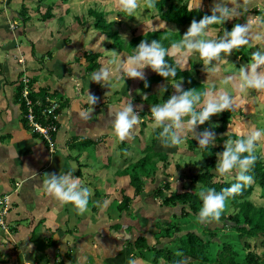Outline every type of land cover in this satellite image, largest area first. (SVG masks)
I'll return each instance as SVG.
<instances>
[{
    "label": "crops",
    "instance_id": "0c3cea01",
    "mask_svg": "<svg viewBox=\"0 0 264 264\" xmlns=\"http://www.w3.org/2000/svg\"><path fill=\"white\" fill-rule=\"evenodd\" d=\"M209 2L211 15L214 0ZM225 2L231 7L235 0ZM244 2L249 5L247 14L238 17L243 24L251 21L250 40L255 41L257 47H264V12L257 11L258 8L264 10V0ZM190 3V6L197 4L193 7H203L200 0H190ZM100 5L105 8L106 0H0V199L11 196L13 201L11 231L5 235L0 230V264H10L11 261L13 264H129V249L127 256L124 255L128 241L134 244L143 238L153 245L160 232L158 224H170L174 216L182 215L180 207H167L156 199L155 192L162 184V173L157 176V184H145L139 196L133 187H128L129 177L117 179L110 175H117L132 164L130 162L137 161L124 157L125 146L134 155L139 151L144 153L148 147L147 138L153 132L147 136L145 133L141 136L129 133L122 140L124 142H120L111 130L110 123L115 117L114 114L109 115V108L127 106V94L136 85L134 78L125 77L108 61L105 65L113 69L109 87L91 81V74L86 72L87 65L83 64L85 60L70 64L79 52L84 58V48L89 42L81 36L77 42L72 40L84 29V32L93 29L90 40L99 38L107 46L106 50L109 48V54L116 50L108 40L110 30L106 34L108 36L97 31V9ZM141 6H145V2L138 0V7ZM47 10L54 11L50 14L53 19L44 21L41 14ZM115 12L108 19L109 25H115L112 34L119 33L128 41L141 36L133 33L132 24L138 20L129 21L131 16L125 17L127 13L119 11L115 15ZM255 15L261 18V22H257ZM150 17L162 21L154 15ZM108 21L106 19L107 24ZM63 30H67L65 35L60 34ZM66 39L70 40L69 45ZM33 41L42 44L39 48L41 55L32 49ZM88 52L97 53V50L89 49ZM172 54L180 55L188 62L193 57H186L178 50H173ZM21 58L23 64L19 63ZM109 58L105 57V52L101 55L98 61L101 67ZM68 69L70 71L67 72ZM143 71L148 77L155 73L149 67ZM24 75L30 78L31 89L38 92L32 95L33 98H42L50 92V96L61 105L60 128L51 143L34 133L26 119L24 101L20 98V81ZM166 85L162 81L146 89L134 110L149 112L151 105L147 100L152 96L162 99ZM88 93L96 99L101 95V99L107 102L102 104L100 99L99 103L92 105L88 102ZM44 98H48V94ZM26 112H29L27 108ZM81 112H91L90 119H81ZM37 117L41 118L38 114ZM134 127L137 128L138 124ZM102 129L105 132L99 133ZM82 148L85 149L80 153ZM53 151L56 152L52 154ZM69 171H73V176L79 177L82 185L90 190L92 185L97 189L98 184L108 198L97 200L94 197L95 209L87 206L83 213L71 203L57 201L45 191L42 181L48 174L59 175ZM178 180L177 177L174 182ZM124 193L135 199L129 211L121 212L120 200ZM135 262L148 264L140 258Z\"/></svg>",
    "mask_w": 264,
    "mask_h": 264
},
{
    "label": "clouds",
    "instance_id": "9594fccd",
    "mask_svg": "<svg viewBox=\"0 0 264 264\" xmlns=\"http://www.w3.org/2000/svg\"><path fill=\"white\" fill-rule=\"evenodd\" d=\"M201 2L202 0H200V4ZM228 5L229 3H226L225 0H214V4L211 8V15H205L199 21L193 20L187 31L183 34V39L179 44H173L172 49H182L185 53L198 52L200 58L204 60V66L206 67L212 65L213 61L220 60L222 58V53L229 55L232 51H235L233 49L249 44L250 23H237L230 31L225 29L224 35L219 39L203 38L205 34L210 31L211 25L220 22L225 23L239 16L241 11L247 12L249 7L248 3L244 2V0H241L240 7L233 6L232 4V6L229 7ZM152 6L153 5L150 3L149 7ZM119 8L122 12L132 15L138 8V0H119ZM103 18L105 19V15ZM99 19L102 20L100 16ZM256 20L257 22H261L260 17H256ZM134 49V53L127 56L123 62L118 63L116 69L117 71L123 72L125 77L143 79V70L148 67L164 78L175 76V67L169 65L165 59V57L170 54V50L162 47L158 40L153 39L150 42L148 40H142ZM253 49L255 51L252 53L251 61L239 68V84L236 87L241 92L247 89L264 90V50H257L254 47ZM85 53L89 52L84 51L83 57ZM233 54L235 56L234 52ZM237 61L242 62L241 59ZM19 63L23 64L24 60H19ZM113 63H117V61L115 59L110 61V64ZM212 71H215L214 66ZM112 73L113 69L110 66L101 67L98 71L91 74V81L106 84L110 87L111 85L108 81ZM196 79L198 82H202L207 87V90L197 94L194 90H184L182 81L177 82L174 94L163 103L152 104L151 107H149L150 111L147 113L150 114L151 119L154 121L153 127L162 129L159 135L163 138L165 146L171 147L182 144L185 133H187L186 136L188 138H193L198 142L196 150H198L200 154H202L201 149H206L208 146L211 147L210 144L215 147L214 151L217 150V148H222L223 146L220 147L219 145L223 142L222 145L224 144V150L222 152L216 151L215 154L217 159L215 173L218 177H222L225 180L234 179L235 182L231 183L229 187L221 189L219 192L214 188L199 191L198 195L202 201V205L198 211L197 219L200 223L207 224L220 218L222 210L225 207V202L229 197L239 194L245 186L253 182V177L248 173L257 159L255 150L258 142L264 137V130H252L246 136L235 141L231 139L224 140L223 133L217 131V128L223 125L222 115L215 114L231 110L235 105V98L228 93L214 91L213 86L209 85L210 78L207 73L206 75H198ZM215 79L220 80L218 76H215ZM24 80H28L29 82L30 98L32 99V95L38 92H34L31 89V80L26 75H24L20 81L21 97ZM230 80H233V77H227L225 83ZM166 83L168 84V82ZM165 91H167V89H165ZM48 99L56 101L59 104L56 114H59L60 120L61 105L59 101L51 97L50 92H48ZM87 99L92 105H95L97 102L96 97L89 93ZM109 109V115L114 114L115 117L110 123L111 130L114 135L122 141L129 134V131L140 122L141 112L134 110L136 108L133 107L132 103L124 107ZM43 111L44 109L42 113ZM90 113L91 112H81L79 116L81 119L87 121L90 119ZM213 115L218 116V119L210 120ZM231 119L232 123L237 122L233 117H229V122ZM43 120L48 122L50 116L44 117ZM59 120L58 131L60 128ZM209 123H211L212 128H209ZM55 135H53L54 138ZM221 139L223 140L221 141ZM186 145V150L181 152H191L188 143H186ZM209 164L210 163L207 162V165ZM178 182L181 183L182 179H179ZM165 183L166 182H163L162 184L164 185ZM194 184H191L187 190H192L191 187ZM42 185L45 191L60 203H71L80 213H83L87 209L91 190L82 185L79 177L73 176V171L60 173L59 175L55 173L48 174L46 179L42 181ZM170 185L172 186L173 182H170ZM262 189L263 190L257 188L255 193L246 198L256 208L264 207L255 205L251 198L253 196H258L259 191H261L259 195L262 196L264 187ZM187 190L183 192L173 189V191L181 194L186 193ZM163 194H165V198L157 196L156 199H160L162 205L170 207V205H167L165 202V200L168 199V194ZM130 199H132L133 202L135 198ZM180 208L182 209V207ZM8 228L9 230L7 233L9 234L11 229L9 226ZM255 239L252 243H254ZM248 251L254 252L251 250V247ZM129 264H136V262L130 261Z\"/></svg>",
    "mask_w": 264,
    "mask_h": 264
},
{
    "label": "trees",
    "instance_id": "16d2710c",
    "mask_svg": "<svg viewBox=\"0 0 264 264\" xmlns=\"http://www.w3.org/2000/svg\"><path fill=\"white\" fill-rule=\"evenodd\" d=\"M145 2V6H147V10L149 14L153 15L154 17H158L160 20L164 21L167 26H175L176 29L172 30L175 31V36H163L165 31L168 32L170 30L165 29L163 31H151L147 32L145 35H141L131 40L130 42V49L133 50L142 40H148L149 42L153 39L158 40L162 47L165 49L170 50V54L165 57L166 61L169 65L175 67L176 74L175 76H170L168 78H164L160 76L158 73H154L151 76H147L144 73L143 82L149 83L150 89L153 85L158 84L162 81L168 82L166 85L167 91L163 92L164 96L162 99H158L156 96H152L149 98L148 104L151 105L152 102L156 103H163L166 101L171 95L175 92V85L177 82L182 81V87L184 90H194L197 94L203 93L207 90V87L202 83L198 82L196 77L199 75H206L209 69L207 66H204L202 63L199 67H196L193 62H188L183 60V57L180 55H173V44H178L181 39L177 38L179 33L177 32L180 27L185 25H190L193 20L199 21L204 14L210 15V11L208 7H193L190 6L187 2H182V0H143ZM153 6L149 9V4ZM205 12V13H204ZM48 13V14H47ZM51 11L47 10L42 15V19L45 21L49 18V20L53 19L51 16ZM241 14H247L246 12H242ZM102 19L99 21L100 24H104V28H108V24L106 20L103 18V14H98ZM28 19V17L26 18ZM98 23V22H97ZM99 24V25H100ZM227 21L220 22L221 26H226ZM98 25V24H97ZM234 25H229L226 30L230 31ZM65 37V36H64ZM180 37V36H179ZM181 38V37H180ZM176 39V41H175ZM66 43L69 45L70 40L66 39ZM71 50L73 47L69 46ZM232 51L235 53V56L241 59L244 63H249L251 61V56L253 51V47L251 46V42L247 45H243L239 48L233 49ZM132 53V54H133ZM131 54V55H132ZM85 59L87 60V67L86 72H95L96 70L101 68V65L98 62V59L101 57L98 54L93 52L85 53ZM84 59V58H82ZM182 61L183 67L180 63ZM81 62V58L79 56L73 57L70 61V64H77ZM194 65V66H193ZM189 69H186V67ZM185 69V70H183ZM150 68V67H149ZM151 69V68H150ZM264 90H254L249 89L247 91L246 96H241L235 100V105L231 110L223 111L221 113L215 115H222L223 125L220 128H217V131L223 133V137L225 140L232 138L238 139L234 135L228 134L226 131L229 127V117H235L236 113H242L244 115L243 110L249 112V108L253 107L252 104L257 99H260ZM48 93L44 94L42 98H33V109L36 115L38 114L42 118V122L48 124L52 121L45 122L42 117V110L45 109L47 103L45 101L44 96ZM248 96V109L247 106H242L239 103L242 102L243 98L245 99ZM21 100L24 99L20 96ZM203 100V97H202ZM137 102L133 104L135 108L138 107L140 99L136 100ZM251 101L252 103H250ZM25 113L26 108L28 110L26 102H22ZM148 107V106H145ZM140 122L138 123V127H133V132H129L131 136H141V134L145 133L147 136L150 132L152 134V141L148 143V147H146L144 153L147 155L137 162L129 172L128 169H125L121 172L117 173V177H129L128 179V187H133L135 189V194L137 196L143 193L145 187V179H150L152 175L155 174L157 168V162H163V167H168L169 164L174 165L173 168L176 169L179 173H183L185 167H188V163L185 161L186 159L182 156L184 154H180V152H175L173 154L166 153V158H161L160 160L157 159V155L153 154L155 146L157 142L163 143V138L160 137L159 133L162 131L159 127H153L154 121L151 119L150 114L145 113L144 110H140ZM24 113V114H25ZM239 127H242L245 131L244 123H233ZM132 128V129H133ZM264 128V127H263ZM202 129V128H201ZM226 134V136H225ZM248 134V133H247ZM189 140H193L194 142L189 143L191 146L194 145L195 148L198 145V142L193 139L189 138ZM223 139H221L222 141ZM124 142V141H121ZM258 146V144H257ZM73 147H77V144H73ZM168 147V146H166ZM193 148V146H192ZM85 148H82L80 153ZM190 149V148H189ZM224 146L222 148H217V150H213L210 154L209 146L206 149H201L202 156L205 159L204 163H210L208 166L201 167L199 169V174L195 176V183H201L202 188L198 191L195 190H187L186 193H178L173 191L170 195L171 198L165 200L167 205L172 204H180L182 205V215H176L172 218L170 224L163 225L158 224V228L160 229L159 234L156 235V243L150 245L146 242L145 239H139L137 242L132 244L128 241V244L131 247H128L130 254V261H136L138 258L140 260L147 259L144 256L145 251H149L152 254L150 260L153 264H160L159 260H164L169 264H180L184 261H190L187 264H264V258H261L258 254L254 252H249L248 250L251 247L249 240H253L257 237H264V208H256L248 199L250 195L255 193L258 184L263 188L264 187V156L255 152L257 157L254 166L249 171V175L253 177V182L247 186H245L239 194L234 195L233 197H229L225 202V207L222 210L221 216L218 220H214L207 224H202L197 219L198 211L202 205V201L199 198V191L206 190L208 188H214L217 192H219L223 188H227L230 186L231 183L235 182L234 179L225 180L222 177H218L215 173V165L217 163L216 159V151H223ZM188 156L193 155V151L187 152ZM246 155V153H245ZM263 156V157H262ZM153 164L152 168L146 170L145 167L150 166ZM181 166L182 171L179 169ZM106 168H109L107 165ZM139 171H136L140 169ZM167 169V168H165ZM136 171L132 173L131 171ZM80 176L81 174L78 173ZM164 189L169 190L171 185L170 182H166ZM91 195L89 198V202L87 206H90L92 210L95 209V205L92 202L94 197H97V200L100 198H108L107 195H102L98 190L92 185L91 187ZM164 193L163 188H157L155 195L156 197L165 198L162 196ZM119 198V197H118ZM132 203V199L126 197L122 194V202L120 201V211L125 212L129 211L130 204ZM226 212L229 213V217H226ZM183 218L187 220L182 221ZM195 218L197 220V230L194 228L185 227L187 224L191 223L190 219ZM232 225H231V224ZM180 226H182L180 228ZM140 240L142 241L140 243ZM164 244V245H163ZM143 252V254L141 253ZM61 264V263H60Z\"/></svg>",
    "mask_w": 264,
    "mask_h": 264
},
{
    "label": "rangeland",
    "instance_id": "374dc122",
    "mask_svg": "<svg viewBox=\"0 0 264 264\" xmlns=\"http://www.w3.org/2000/svg\"><path fill=\"white\" fill-rule=\"evenodd\" d=\"M228 1L231 2L232 0H228ZM182 2H184V3L187 2V3H189V5L191 4L190 0H182ZM210 4L211 3L209 2V0H203L201 2L200 6L202 5L203 7H208L209 8ZM195 5H197V4H195ZM195 5H193V6H195ZM232 5L236 6V7H240L241 0H239V1L235 0V2L232 3ZM75 8H76V6L72 7L73 11H74ZM102 9H103V12H101ZM149 9H151V8L149 7ZM114 11H116L115 15H116L117 12L121 11V9L119 8V0H106L105 8H103L100 5V7L97 9V22L98 23L96 22V25L98 24L96 28H97V31L99 33H104L105 35L108 34V33L110 34V36L106 35V36L109 37V39H108L109 43L113 44L116 47V50L111 51V54H109V50H108L109 48L106 50L107 46L104 45L99 38L90 40V38H89L90 35H91L90 33L93 32V29H89L88 32H84L85 29L84 30L81 29L82 31H79L80 32L79 34L73 36L72 40L74 42H77L79 40L80 36H81V38H83L84 41L89 42L88 45L84 48L85 51H88L89 49L93 50L94 48H96V50H97L96 54H98L100 56L105 52V57L106 58L110 57V58L108 60L105 59V62L103 63V65H104L103 67H108L105 64L109 63L108 61H112L113 59H115L117 61V63H113L112 65L117 69L118 63L123 62L127 56H129V55H131L133 53V50L130 49L131 40L128 41L124 36H122L119 33H117V35H116V33L112 34V29H115V25H112V24L109 25L110 22L108 21V19H109V17H113L112 13ZM262 11L264 12V10H260V12H262ZM99 12L103 13L105 15V17H106V19L108 21V26H107L108 28H104L103 27L104 24H100L99 23V21H101L99 19V16H98ZM147 12H148L147 8L145 6H141V7H138L137 10L132 15H126L125 16V17L131 16L129 21L138 20V21H134L133 24H132V27H134V30H133L134 36L144 35L145 33H147V31H150V32L151 31H163L165 29H168L170 31H168V32L165 31V34H163V36L170 37V36H175L176 35L175 31H172V30L176 29L175 26H171V25L167 26L165 23H163L162 21H159L158 19H156L157 21H155V20H153L154 18L150 17L151 14H148ZM51 13H54V11H51ZM120 13H122V11ZM152 14L154 15L155 13L152 12ZM153 15H151V16H153ZM205 15L206 14H204L203 16H205ZM255 16L258 17V15H255ZM155 18H158V17H155ZM236 20H238L239 23L243 24V22H241V20L239 19L238 16H236L233 19L228 20L225 27L221 26L220 23L213 24V25L210 26V31H208L203 38L204 39H219L220 37H222L224 35V31L229 25H235L237 23ZM77 21L79 22L80 20L78 19ZM141 21L143 23H141ZM245 23H251V21L244 22V24ZM189 26L190 25H185L183 27H180L177 32L179 33V36L181 38L178 36V37H176V39L179 38V39L182 40L183 39L182 36L187 31ZM108 29L110 30L109 32H108ZM66 31L67 30H63V31L60 32V34L61 35H65ZM116 31H118V30H116ZM29 32H31V31H29ZM57 35H58V32L54 34V40L57 39ZM176 39H175V41H176ZM249 39H250V35H249ZM250 42H251V44L254 45L252 47L256 48L257 50L258 49L264 50V47H261V48L257 47V45H255V41L252 42L250 40ZM32 44L34 46L32 49L35 48V53H37L38 55H41V52H40L39 48L41 47L42 44L40 42H38V41H36V42L33 41ZM92 46H94V47H92ZM97 46H99V48ZM118 50H120L122 52H119ZM178 51H180V53H182L186 57L193 56L190 59V62H193L194 65H196V67H199L202 63H204V60L200 58L198 52L185 53L182 49L178 50ZM253 51H255V50L253 49ZM123 52L125 53L124 55H122ZM176 52L177 51H174V53H176ZM80 53L81 52L78 53L79 57H80ZM231 53H233V52H231ZM231 53L229 55L221 54L222 58L220 60L213 61L212 65H208L207 67L210 68V70H209V72L207 74H209V78H210L209 85L213 86V90L214 91L228 93L229 95L233 96L235 98V100H236L237 98H239L241 96H246L247 91L249 90V89H247V90L241 92L236 87L239 84V76H238L239 68L244 66V65H246L247 63L243 65L242 62L237 61L239 59L236 58L234 56V54H231ZM21 60H22V58H21ZM38 60H40L39 56H38ZM82 60H85V61H83V64H84V66H86L87 63H88L87 60L81 58V61ZM100 60H101V57L98 59V61H100ZM181 65L183 67L182 63H181ZM213 66L215 67V71L214 72L212 71ZM186 69H189V67L187 66ZM183 70H185V69H183ZM68 71H70V69H68L67 72ZM118 72H120V71H118ZM92 73H94V72H89L88 74H92ZM215 76H218L220 78V80L215 79ZM230 76L233 77V80H230L229 82L225 83V79L227 77H230ZM198 78H200V77H198ZM133 81L136 82V85H135V87L133 89H131L128 92V94H127V98L128 99H127V102L125 104H129V103L134 104V102L137 99H140V101H141L142 93L149 86V83L143 82L142 79H140V78H134ZM254 90H256V89H254ZM101 97H102L101 95L98 96L97 103H99ZM247 99H248V96L245 99L243 98L242 102H240L239 104L242 105V106H247V109H248V100ZM106 102H107L106 99H104V98L101 99V103L102 104H104ZM249 102L252 103L251 101H249ZM252 104H254V106L249 108V112L246 111V109L243 110L244 115H242V113H240V114L236 113L235 114L236 121L239 122V123H241V122L244 123L245 131L243 130L242 127L234 125L232 123V119H231L230 120V125H229V127L227 129L228 134L234 135L238 139H240V138L246 136L247 133H249L252 130H255V129L264 130V128H263L264 127V92L262 93L260 99H257V101H254ZM151 105H152V103H151ZM214 119H218V116H214L213 115L210 118V120H214ZM61 125H63L62 122H61ZM209 128H212L211 123H209ZM103 132H105V130L102 129L99 133H103ZM152 134L147 138V140H148L147 143H150V141H152ZM186 134L187 133L184 134L183 143L180 144V145L166 147L165 145L162 144V142H157V144L155 146V149H154V153H153V154L157 155V159L156 160H160V157L164 159V158H166V153L171 155V154H173L175 152H181V151L186 150V148H187L186 143H188V147L190 148V151H193V155L188 156V154H185L183 152L181 153V154H184L182 156L186 159L185 161L189 164L188 167H185L184 172L183 173H179L178 171H176V169L173 168L174 165H172V164H169L168 167H163V163L162 162H157V163H155V164H157V168H156L157 170H156L155 174L152 175L150 177V179H145L146 181L144 182L148 186H152V184L155 183L154 184V186H155L157 184V182H158L157 176L159 175L158 177H160L161 173H162L163 174L162 175L163 176L162 181L161 180H159V181H161L162 183H163V181L164 182L168 181V182H171V183L173 182V185L170 187L169 190H165L164 189L165 185H163V184H161V186H160V188H163L164 193L168 194L167 198H171V196L169 194H171L173 192V189L176 190V191H183V192L186 191L190 187L191 184L195 183V176H196V174H199V169L201 167L205 168L206 166H208L207 164H205L203 162L204 158H203L202 154H200V152L198 150H196L194 145H192L193 146V148H192V146L189 144V143L194 142V141L193 140H189L188 141L189 138L186 136ZM225 136H226V134H225ZM225 139H226V137H225ZM229 139H231L233 141L237 140V139H232V138H229ZM215 143H216V138H215ZM222 143L219 145L220 147L224 146V144L222 145ZM210 146L211 147H209L210 148V152L209 153L211 154L212 151L215 149V147H213V145H211V144H210ZM127 148L128 147L125 146L124 157L125 158H131V159H137L136 162H130L132 164H130L126 168V169H128L127 172H129L131 167H133L138 161L143 159L147 154L139 151L137 155H134L133 152L131 151V149L130 148L127 149ZM89 152H90V154L92 153V151H89ZM255 152H257V153H259V154L264 156V137H262L261 141L258 142V146L256 147ZM152 166H153V164H151L150 166L145 167V169L149 170V168L151 169ZM165 168H167V169H165ZM179 169L182 171L181 166H180ZM107 170H108V173H109L110 170L109 169H107ZM139 170H141V168L136 170V171H139ZM136 171L133 170L131 172L134 173ZM159 171H160V173H159ZM110 175L113 178H117L118 179V177H117V175L115 173H111ZM177 177L180 180L182 179L181 183L174 182V180ZM191 188L193 189V191H195V190L198 191L199 189L202 188V184L201 183H196ZM257 188L263 190L262 187L259 184H258ZM97 190L102 195H104L102 189H100L98 187V184H97ZM259 194H261V191H259L258 196H253L251 198V200L253 201V203L255 205L264 207V193H263L262 196H260ZM124 195L126 197H128L125 193H124ZM120 201L122 202V200H120ZM174 205H176L178 207L182 206V205L177 204V203L176 204H172L171 203L170 207L174 206ZM12 207H13V201L10 200L9 203H8V207H7L8 208V216H7V219L5 220V226H10L11 227L10 212L12 210ZM0 214H1V209H0ZM226 217L227 218L229 217V213L228 212H226ZM185 220H187V219L186 218L182 219V221H185ZM190 220H191V223L187 224L185 227H188V228L190 227V228H194V230H197V228H196L197 225H198L197 224V220L195 218L190 219ZM181 227L182 226H180V228ZM2 232L5 235L8 234L6 232V230H3ZM263 238L264 237H260V236L257 237L255 239L254 243H252V241L254 239L253 240H249V242L251 244V250H253L256 254L261 256V258H264V239ZM141 242L142 241L140 240V243ZM253 246H254V249H253ZM128 247H131V246L129 244H127L126 247L124 248V250H125V254L124 255L125 256H127L126 254H128L127 253ZM141 253L143 254V252H141ZM144 256L147 258V259L144 260V262H146L148 264H153V263L150 262V260L152 261V259H151L152 254H150L149 251H145L144 252ZM189 262L190 261L188 260V261L181 262L180 264H187ZM159 263L160 264H169V263L165 262L162 259L159 260ZM10 264H13L12 261L10 262Z\"/></svg>",
    "mask_w": 264,
    "mask_h": 264
},
{
    "label": "built area",
    "instance_id": "2783aa9c",
    "mask_svg": "<svg viewBox=\"0 0 264 264\" xmlns=\"http://www.w3.org/2000/svg\"><path fill=\"white\" fill-rule=\"evenodd\" d=\"M24 87L22 90V98L24 99V102H26L28 107V113L26 116V119L29 121L30 128L32 131L42 137H44L49 143L52 142V137L55 135L58 131V120H59V114H56V110L59 107V104L56 101L46 99L47 106H45V109L43 111V117L50 116L52 118V121L48 124H45L42 122V118H38L36 113L33 109V101L30 98V89H29V82L28 80L23 81ZM53 151L52 153H54ZM10 201V196H6L2 199H0V229L6 230L8 232L9 228L8 226H5V220L8 216V203Z\"/></svg>",
    "mask_w": 264,
    "mask_h": 264
},
{
    "label": "bare ground",
    "instance_id": "6f19581e",
    "mask_svg": "<svg viewBox=\"0 0 264 264\" xmlns=\"http://www.w3.org/2000/svg\"><path fill=\"white\" fill-rule=\"evenodd\" d=\"M260 10H262V9H260V8L257 9L258 12H260Z\"/></svg>",
    "mask_w": 264,
    "mask_h": 264
}]
</instances>
